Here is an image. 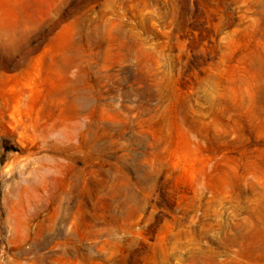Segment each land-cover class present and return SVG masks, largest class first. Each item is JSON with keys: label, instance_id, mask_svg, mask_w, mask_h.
I'll return each instance as SVG.
<instances>
[{"label": "rangeland", "instance_id": "obj_1", "mask_svg": "<svg viewBox=\"0 0 264 264\" xmlns=\"http://www.w3.org/2000/svg\"><path fill=\"white\" fill-rule=\"evenodd\" d=\"M49 128L108 157L79 182ZM40 257L264 264V0H0V264Z\"/></svg>", "mask_w": 264, "mask_h": 264}, {"label": "bare ground", "instance_id": "obj_2", "mask_svg": "<svg viewBox=\"0 0 264 264\" xmlns=\"http://www.w3.org/2000/svg\"><path fill=\"white\" fill-rule=\"evenodd\" d=\"M77 128L82 129L83 126L79 124ZM51 131L52 130L49 128L45 134V139H46L45 144L47 145L48 148L54 151L55 154V156L53 157L54 159H57L56 157L60 156L62 158H66V161L64 162V161L56 160L57 163L53 162L54 164L52 163L50 167L51 168H54L55 166L57 168L70 167L74 171L73 176H75L79 182L82 181V172L88 167L90 168L93 167V161L95 159L104 160L108 157V149L102 143H100L97 135H91L86 137V139L82 144L79 145L74 144L70 146V145L62 144L63 142L59 139L53 141L48 140L50 137L49 133ZM82 151L85 152L84 157L79 155V152ZM79 162H84L86 167L85 168L80 167ZM103 167L104 166H100L99 170L100 171L104 170ZM22 172L24 173V170ZM40 172H41L40 168H34L33 170H31L29 172V176L24 177L22 182L19 181L18 187L10 190L7 193V197H6V202L7 204H11L12 211L20 210L16 218L18 221L27 224V228L29 222L28 220L30 218H34L38 216V210L35 209L34 211L33 210L31 211L29 207H27V205L30 203L35 204L38 202L36 193L37 190L39 189L40 183H44V181L41 182L40 180L35 179V176L37 174H40ZM43 177H45V179H50V182L54 184L55 178L52 176V174L45 172ZM23 181H25L26 183L23 184ZM93 185L96 186L97 194L105 193L103 182L99 183L97 181L96 182L93 181L92 184H90L91 189L94 187ZM76 186L79 189L81 184H77ZM113 193L117 198L120 199V203L122 205H125L127 201L131 199V196L129 197L127 195V192L122 188L114 189ZM108 210L110 212L111 218H116L114 214V209L111 206L109 207ZM38 242L39 241H36V243ZM67 254L68 252L65 251L64 255ZM39 261H41L42 264H46L45 258L40 257Z\"/></svg>", "mask_w": 264, "mask_h": 264}]
</instances>
